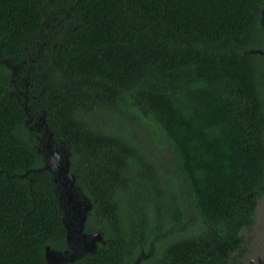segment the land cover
<instances>
[{
	"label": "trees",
	"instance_id": "obj_1",
	"mask_svg": "<svg viewBox=\"0 0 264 264\" xmlns=\"http://www.w3.org/2000/svg\"><path fill=\"white\" fill-rule=\"evenodd\" d=\"M263 21L264 0H0V264L68 249L43 118L103 237L71 264H227L264 190Z\"/></svg>",
	"mask_w": 264,
	"mask_h": 264
},
{
	"label": "water",
	"instance_id": "obj_2",
	"mask_svg": "<svg viewBox=\"0 0 264 264\" xmlns=\"http://www.w3.org/2000/svg\"><path fill=\"white\" fill-rule=\"evenodd\" d=\"M43 119L44 127L49 134L50 141L55 142L54 145H48V153L45 155L47 159L46 168L51 170V166L60 160V157H58L59 149L53 132L49 130L48 120L46 118ZM57 168L59 169L60 177H63L65 181L64 185L67 187L64 197L60 196V201L61 207L64 210L63 221L67 230L66 240L68 249L63 252L47 247L45 256L47 264H71L86 254L95 253L99 243L103 241V237L100 233L85 232L88 213L93 205L88 199L85 198L82 201L76 196V191L78 190L76 187V177L70 170L69 155L64 161V166L60 168L57 165ZM66 206L68 211L66 210Z\"/></svg>",
	"mask_w": 264,
	"mask_h": 264
},
{
	"label": "rangeland",
	"instance_id": "obj_3",
	"mask_svg": "<svg viewBox=\"0 0 264 264\" xmlns=\"http://www.w3.org/2000/svg\"><path fill=\"white\" fill-rule=\"evenodd\" d=\"M40 125H44V119H42V123ZM128 126L129 131L137 134V137H139V139L142 141L145 148L154 151V153L158 154V156L159 154H164V156H160L158 168L162 175H166V169L168 168L169 163L167 157L168 153L163 150V147L158 150L156 145L153 143V138L155 137L153 128L147 124H144L143 128H141V126L134 128L131 123ZM42 137L45 140V144L42 147V152L46 155L48 153V145H54L55 142L50 141L49 134L46 131ZM57 147L59 149L58 157H60V160L59 162H56V164L61 168L64 166V161L69 154L63 147H60L59 145H57ZM56 164L51 166V171L55 176L59 194L60 196L64 197L67 187L64 185L65 181L63 177H60L59 175V169L57 168ZM76 194L78 199L82 201L85 199L78 193V190L76 191ZM66 210L68 211L67 206ZM240 238L242 239L243 244L240 250L232 254L231 259L227 264H258L259 259L264 256V190L262 196L257 199L255 223L252 227L243 228L240 232Z\"/></svg>",
	"mask_w": 264,
	"mask_h": 264
},
{
	"label": "flooded vegetation",
	"instance_id": "obj_4",
	"mask_svg": "<svg viewBox=\"0 0 264 264\" xmlns=\"http://www.w3.org/2000/svg\"><path fill=\"white\" fill-rule=\"evenodd\" d=\"M258 264H264V256H262L260 259H259V263Z\"/></svg>",
	"mask_w": 264,
	"mask_h": 264
}]
</instances>
